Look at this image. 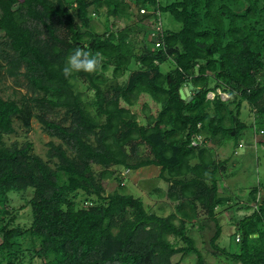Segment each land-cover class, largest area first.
<instances>
[{"label":"trees","instance_id":"16d2710c","mask_svg":"<svg viewBox=\"0 0 264 264\" xmlns=\"http://www.w3.org/2000/svg\"><path fill=\"white\" fill-rule=\"evenodd\" d=\"M131 3L138 21L157 24L158 13L169 12L180 28L161 27L154 40L133 44L129 26L113 31L109 20L132 18ZM93 14L105 17L102 32ZM77 47L99 66L66 78L62 69ZM132 60L124 83L101 88V69L112 64L119 77ZM6 75L22 77L29 95H0V264H178V252L193 253L194 264H264V186L250 188L245 202L255 209L232 226L236 249L219 242L218 210L234 205L221 192L228 159L209 144L237 141L246 128L264 133V0H0V81ZM77 79L94 90L92 100L75 90ZM188 83L192 99H181ZM142 92L159 106L151 112L145 104V124L130 108ZM243 105L254 112L249 124L240 118ZM54 109L64 111L61 119L49 118ZM32 117L52 138L46 158L30 141L4 139L17 122L28 130ZM149 165L160 167L174 212L149 211L142 198L118 190L104 194L103 181L120 169ZM28 190L30 220H19L23 206L11 199ZM80 192L86 205L76 201ZM199 212L214 224L211 253L227 263L207 262L188 234Z\"/></svg>","mask_w":264,"mask_h":264},{"label":"rangeland","instance_id":"374dc122","mask_svg":"<svg viewBox=\"0 0 264 264\" xmlns=\"http://www.w3.org/2000/svg\"><path fill=\"white\" fill-rule=\"evenodd\" d=\"M162 2L170 0H161ZM131 9L133 12L132 18H121L109 16V20L113 23V31L121 30L126 26H129L127 36H132L133 44L137 46L142 45V40L147 38L148 40H154L157 36V29L161 27L178 30L180 28V23L173 19L169 12L158 13V23H153L154 19L151 17L149 19H144L143 21H138V16L135 15L136 7L134 3H131ZM148 11L146 8H141L139 11L144 13ZM104 16H98L93 14L92 23L97 31L102 32L104 30L103 20ZM160 22V23H159ZM136 28V30H135ZM157 43H155V46ZM136 66L135 62L132 60L130 67L123 75L116 77L112 73L113 65L110 64L106 69H101L100 74L105 79V82L101 84L103 90L112 89L118 83H124L127 80L129 71ZM163 71L170 68L169 62H164L160 65ZM260 79L264 80V75H261ZM17 80V81H16ZM18 82V83H17ZM75 90L79 91L84 100H92L94 98V90L89 87V85L82 79H77L75 82ZM217 93L222 99H227L228 94L223 91L217 90ZM23 94L29 95L27 88L24 85V79L18 77L15 79L11 76H3L0 81V95L7 98H13L20 101ZM209 98L213 96L212 92L207 94ZM145 104L147 109L151 112H155L159 106L151 99L147 93H140L138 101L130 106L131 110L137 114V120L141 124H145ZM94 109V108H92ZM64 111L62 109H54L49 113V118H54L59 120L63 117ZM254 112L249 109L247 105L242 106V114L240 115L241 120L245 121L247 124L253 121ZM31 126L28 130L22 125H16V132L4 136L7 142L18 141V143H23L25 141L32 142L33 152L46 158V150L48 148L47 142L52 138L46 134L40 123L35 117L31 118ZM243 136L238 139L240 145H236L237 141L234 139L222 141V142H209L210 146L215 150V155L219 160L225 158L228 159L226 165V170L223 172V179L221 180V192L227 196H230L231 204L234 208L224 207L218 210L217 218L223 228V233L219 237V242L225 244L231 249H236L237 244L234 242L233 237H229L232 233V226L236 219L249 214L255 209L252 205H249L246 201L248 191L250 188L259 184L264 186V144L257 143L259 140L264 141V133H258L254 135L250 128H246L243 131ZM141 152L146 153V149L141 146ZM233 149H235L233 153ZM98 167L95 166L94 169ZM159 166L149 165L143 166L136 170L131 169H120L117 172V179L111 178L103 181V186L105 188L104 194H108L113 190H118L119 192H124L132 194L134 196H139L142 198L144 206L147 210L156 212L158 214L168 215L174 212L175 202L169 200L164 192L167 189V183L158 179ZM264 190V188L262 189ZM261 195L264 196V191ZM31 196V191L28 190L25 194L14 195L11 199L10 206L19 208V220H30V213L26 207V198ZM84 197L80 192L76 197V201L79 204H85L83 202ZM236 202V203H235ZM244 204H248L249 208L245 207ZM205 215L199 212V222L195 224H187V232L194 239L196 246L199 248L204 256V259L210 263L226 262L228 258L221 255H213L211 253L212 247L209 244V238L214 232V224L211 220H204ZM177 222V220H175ZM203 227H199V224ZM169 240L176 243L178 246L184 245V243L172 235L169 236ZM173 261L178 264H194L195 255L189 253L187 255H182L178 252L173 257ZM31 264H42L39 259L32 260Z\"/></svg>","mask_w":264,"mask_h":264},{"label":"clouds","instance_id":"9594fccd","mask_svg":"<svg viewBox=\"0 0 264 264\" xmlns=\"http://www.w3.org/2000/svg\"><path fill=\"white\" fill-rule=\"evenodd\" d=\"M99 63V58L95 54L77 47L68 55L62 72L66 78L70 77L74 71L93 72Z\"/></svg>","mask_w":264,"mask_h":264},{"label":"water","instance_id":"95a60500","mask_svg":"<svg viewBox=\"0 0 264 264\" xmlns=\"http://www.w3.org/2000/svg\"><path fill=\"white\" fill-rule=\"evenodd\" d=\"M193 88L194 86L191 83H188L187 85L180 88L179 94H180L181 99L191 100L192 99L191 90Z\"/></svg>","mask_w":264,"mask_h":264},{"label":"built area","instance_id":"2783aa9c","mask_svg":"<svg viewBox=\"0 0 264 264\" xmlns=\"http://www.w3.org/2000/svg\"><path fill=\"white\" fill-rule=\"evenodd\" d=\"M158 44V43H157ZM201 140L200 136H196L193 140H192V144H196L197 142H199Z\"/></svg>","mask_w":264,"mask_h":264}]
</instances>
